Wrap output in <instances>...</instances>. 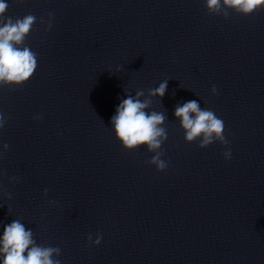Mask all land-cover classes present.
Listing matches in <instances>:
<instances>
[{"label":"clouds","instance_id":"clouds-1","mask_svg":"<svg viewBox=\"0 0 264 264\" xmlns=\"http://www.w3.org/2000/svg\"><path fill=\"white\" fill-rule=\"evenodd\" d=\"M17 2L24 3L25 0ZM205 6L209 14H219L223 8L233 9L247 16L264 8V0H205ZM8 7L5 0H0V85L20 87L33 76L38 66L37 54L29 47L23 46L36 23V17L28 14L13 20L5 16ZM224 15L227 17V11ZM50 27L51 21L48 23V28ZM166 89L167 80L160 83L159 87L151 89L149 95L163 97ZM212 92L216 94L215 86ZM143 95V91H137L135 97L128 95L123 99L116 107L111 124L116 138L126 150L131 151L146 145L149 152L155 153L148 163L155 165L158 171H164L168 164L161 159L164 153L160 149L168 138L166 128L161 126L166 116L162 112L146 111L150 108L151 101H142L140 97ZM175 117L181 122L186 142L191 143L201 138L200 148H206L216 140L227 144L224 121L212 110L201 109L196 100L177 106ZM5 122V117L0 114V128L4 127ZM3 148L7 151L8 145L4 144ZM224 155L226 159L230 158V150ZM10 181L18 182V179L10 177ZM100 241L101 237L98 235L95 244L98 245ZM60 253L61 249L58 247L37 245L32 230L26 229L20 220H13L3 227V235L0 237V256L3 259L0 264H60L58 259L53 258L58 257Z\"/></svg>","mask_w":264,"mask_h":264}]
</instances>
